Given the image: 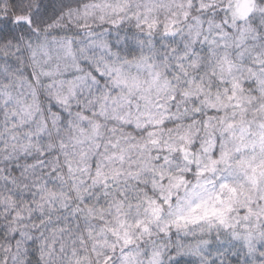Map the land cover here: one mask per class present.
Here are the masks:
<instances>
[{"label":"snow or ice","instance_id":"snow-or-ice-1","mask_svg":"<svg viewBox=\"0 0 264 264\" xmlns=\"http://www.w3.org/2000/svg\"><path fill=\"white\" fill-rule=\"evenodd\" d=\"M0 264H264V0H0Z\"/></svg>","mask_w":264,"mask_h":264}]
</instances>
